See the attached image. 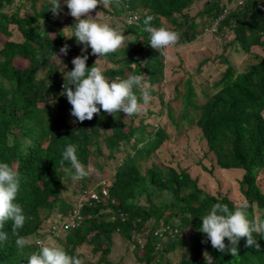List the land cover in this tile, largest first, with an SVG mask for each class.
Wrapping results in <instances>:
<instances>
[{
	"label": "trees",
	"instance_id": "16d2710c",
	"mask_svg": "<svg viewBox=\"0 0 264 264\" xmlns=\"http://www.w3.org/2000/svg\"><path fill=\"white\" fill-rule=\"evenodd\" d=\"M60 4L53 16L50 0H0V162L19 174L16 202L26 221L18 233L29 241L18 250L7 222L0 229L9 234L0 242V264H27L42 244L60 247L83 264H120L109 258L114 234L135 263L205 264L207 252L214 264H264L260 236L259 250L241 238L232 256L214 249L199 231L200 217L214 203L233 209L246 202L248 218L264 220V54L241 70L230 62L235 52L264 51V0H112L90 15L98 12L99 23L130 42L101 57L67 38L75 18L64 0ZM148 15L154 17L152 27L179 34L176 46L207 34L214 49L193 70L180 56L168 68L166 50L149 45L143 24ZM133 17L138 20L128 24ZM65 44L66 56L59 52ZM84 54L86 66L98 67L109 82L143 77L142 86L133 89L140 113L113 117L101 110L83 122L71 116L60 93L72 59ZM175 72L168 86L166 78ZM191 133L194 146L185 154L198 157L194 164L204 169L210 160L211 168L240 171L242 202L201 187L190 166L181 163L184 156L167 144L177 147ZM69 144L76 146L79 162L92 167L83 179L74 180L75 169L61 163ZM164 153L167 160L160 159Z\"/></svg>",
	"mask_w": 264,
	"mask_h": 264
},
{
	"label": "clouds",
	"instance_id": "9594fccd",
	"mask_svg": "<svg viewBox=\"0 0 264 264\" xmlns=\"http://www.w3.org/2000/svg\"><path fill=\"white\" fill-rule=\"evenodd\" d=\"M64 2L68 13L75 18V23L71 25L72 34L67 38L74 37L78 44H82V52H86V49L90 47L93 55L101 57L114 53L121 47H127L130 42L127 36L108 23L97 22L98 12L95 18L90 15L98 5L109 7L112 0H64ZM50 5L48 10H51L53 16H58L61 10L60 0H50ZM153 19V16L148 15L143 20L144 30L150 34L149 45L158 51L175 46L179 40V34L166 27H152ZM137 20L138 17H133L127 22L131 25ZM68 50L69 46L65 44L59 52L66 56ZM55 56L59 59L56 54ZM87 59V54L77 55L72 59L71 63L74 67L67 71V82L64 79L62 85L60 95H66L71 105V116L83 122L93 119L94 114L99 115L101 110L113 117L115 113L121 111L126 114V117L142 111L140 101L133 91L134 88L142 86V76L130 75L126 79L109 82L98 67L86 66ZM142 97L143 102L147 104L149 102L148 92L143 91ZM76 151V146L67 145L61 153V163L69 162L75 169L72 178L80 180L87 177L92 168L91 166L86 168L79 162ZM19 187L18 172L8 163L0 162V229L7 222H11V235L16 237L15 245L18 250L22 251L29 241L19 236L18 233L26 221L23 207L16 202ZM102 191L105 192L104 189ZM248 207L246 202L240 203L233 209H230L227 204L214 203L209 212L200 217L202 223L199 231L206 234L211 246L221 253L227 251L232 256L238 255V243L241 238H245L246 247H255L259 250L260 244L256 236L264 239V220H250L247 215ZM8 239L9 234L0 231V242ZM225 239H227V244ZM204 259L205 264H214L213 257L207 252L204 253ZM26 261L27 264H83L78 256H70L55 245L44 244L38 252L31 253Z\"/></svg>",
	"mask_w": 264,
	"mask_h": 264
},
{
	"label": "rangeland",
	"instance_id": "374dc122",
	"mask_svg": "<svg viewBox=\"0 0 264 264\" xmlns=\"http://www.w3.org/2000/svg\"><path fill=\"white\" fill-rule=\"evenodd\" d=\"M91 16L95 18L96 15ZM100 17L101 16L98 13L97 18ZM96 20L97 22H99V19ZM213 49L214 44L212 42V38L209 35L205 34L193 43H189L183 46L175 45L173 47L165 49L166 64L168 68L175 67V65H177L178 63V57L180 56V58H183L184 67L188 68L187 70L190 71L194 69L196 63L200 58H203L206 54H210L211 50ZM259 54H264V51L260 50L259 48L253 49L250 55L241 52H235L231 54L230 62L234 65L235 68L241 70L248 63V61H250V58L254 59ZM209 73L213 74L214 76L216 75V72L214 71L212 73ZM177 75L178 73L175 72L173 76H169L168 79L166 78V81H169L168 86H171L172 83L176 81L175 78L177 77ZM190 137L191 138H189L188 140L185 139V137H182L179 140L177 147L173 145V142H169L167 144H169L170 146L172 145L175 155H178V157L181 155L184 156V160H181V163L190 166V174L192 176H198V183L201 187L212 193L219 192L221 195H227L235 203L242 202L243 197L239 192L238 181L236 180V178H238L240 175V171H237L235 169H220L217 166L211 168L209 166L210 160L203 162L206 169L202 168L201 165H195L194 162L197 161L198 157H193V154H185L189 151L188 149H191L190 146H194V143L191 141L192 133ZM167 155L168 154L166 153H164L163 155L160 154V159L165 158V156ZM165 160H167V157L165 158ZM55 218L56 215L52 214L51 219L55 220ZM48 243H50V241H48ZM111 248L112 253L109 254V258H111L113 261H119L120 264H140L133 261V256L131 255L130 250L126 249L125 243H123V240H121V238L117 234L113 235V244ZM84 250L88 255L87 248H85ZM175 258L176 257H174V259Z\"/></svg>",
	"mask_w": 264,
	"mask_h": 264
}]
</instances>
